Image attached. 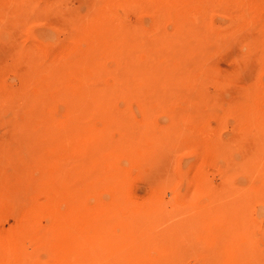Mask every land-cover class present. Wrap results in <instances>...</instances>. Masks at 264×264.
<instances>
[{
    "label": "rangeland",
    "instance_id": "1",
    "mask_svg": "<svg viewBox=\"0 0 264 264\" xmlns=\"http://www.w3.org/2000/svg\"><path fill=\"white\" fill-rule=\"evenodd\" d=\"M0 133V264H264V0H0Z\"/></svg>",
    "mask_w": 264,
    "mask_h": 264
},
{
    "label": "bare ground",
    "instance_id": "2",
    "mask_svg": "<svg viewBox=\"0 0 264 264\" xmlns=\"http://www.w3.org/2000/svg\"><path fill=\"white\" fill-rule=\"evenodd\" d=\"M2 114H4V113H2ZM9 115V114H8ZM7 118H9V116H6ZM6 117H5V119H6ZM4 118V117H3ZM57 118V117H56ZM9 120V119H8ZM5 124V123H4ZM6 125H7V123H6ZM13 126H14V124H13ZM7 126H5V129L7 130V128H6ZM10 128V127H9ZM8 128V129H9ZM14 128V127H13ZM5 129L4 130H2V132L3 133H5L6 131H5ZM7 132H8V130H7ZM20 132V131H19ZM1 134V133H0ZM8 134V133H7ZM6 134V135H7ZM20 135V134H19ZM1 136V135H0ZM2 136H3V134H2ZM23 137H25V136H23ZM13 139V138H12ZM12 139H10L11 140V142H12ZM15 140H16V138H15ZM21 140V139H20ZM23 141V140H22ZM25 142V141H24ZM15 143V142H14ZM26 143V142H25ZM11 144V143H10ZM19 144H21V143H19ZM23 146V145H22ZM25 146V145H24ZM12 148V147H11ZM17 148H19V147H17ZM2 149V148H1ZM24 149V148H23ZM25 149H26V147H25ZM27 151V150H26ZM27 159V158H26Z\"/></svg>",
    "mask_w": 264,
    "mask_h": 264
}]
</instances>
